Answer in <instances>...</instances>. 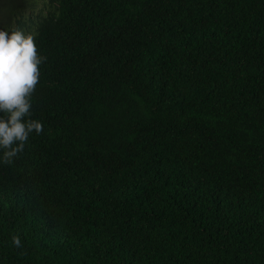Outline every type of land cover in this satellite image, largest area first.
<instances>
[{
    "label": "trees",
    "instance_id": "16d2710c",
    "mask_svg": "<svg viewBox=\"0 0 264 264\" xmlns=\"http://www.w3.org/2000/svg\"><path fill=\"white\" fill-rule=\"evenodd\" d=\"M116 17L39 50L44 130L0 163V209L32 231L0 264H264V0Z\"/></svg>",
    "mask_w": 264,
    "mask_h": 264
},
{
    "label": "clouds",
    "instance_id": "9594fccd",
    "mask_svg": "<svg viewBox=\"0 0 264 264\" xmlns=\"http://www.w3.org/2000/svg\"><path fill=\"white\" fill-rule=\"evenodd\" d=\"M126 0H0V163L12 165L24 151L31 133L44 130L32 118L33 96L39 84L40 66L47 57L39 50L51 51L57 32L83 33L99 42L102 27L118 21L116 14ZM123 4V5H122ZM106 31V30H105ZM93 43V44H94ZM186 115L188 106H177ZM57 151V150H56ZM41 153L32 150L30 161L37 163ZM40 167V164H32ZM46 180L62 179L56 171H44ZM32 228L0 209V240L11 238L16 248L21 239L29 240Z\"/></svg>",
    "mask_w": 264,
    "mask_h": 264
}]
</instances>
